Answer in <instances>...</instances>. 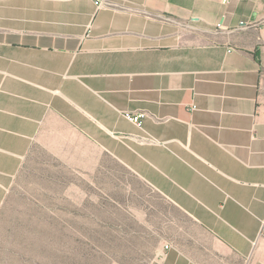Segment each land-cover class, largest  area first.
Segmentation results:
<instances>
[{
  "label": "crops",
  "instance_id": "crops-1",
  "mask_svg": "<svg viewBox=\"0 0 264 264\" xmlns=\"http://www.w3.org/2000/svg\"><path fill=\"white\" fill-rule=\"evenodd\" d=\"M78 140L179 211L152 264H264V0H0V207Z\"/></svg>",
  "mask_w": 264,
  "mask_h": 264
},
{
  "label": "rangeland",
  "instance_id": "rangeland-1",
  "mask_svg": "<svg viewBox=\"0 0 264 264\" xmlns=\"http://www.w3.org/2000/svg\"><path fill=\"white\" fill-rule=\"evenodd\" d=\"M178 210L82 140L39 149L0 207V264H152Z\"/></svg>",
  "mask_w": 264,
  "mask_h": 264
},
{
  "label": "built area",
  "instance_id": "built-area-1",
  "mask_svg": "<svg viewBox=\"0 0 264 264\" xmlns=\"http://www.w3.org/2000/svg\"><path fill=\"white\" fill-rule=\"evenodd\" d=\"M95 1H96L97 5H98L99 7H103V6H105V5H108V0H95ZM196 108H197V107H196L195 105H193L192 108H191V110H195ZM123 114H124V116H125L128 120L134 122V123L137 124L138 126H142V124H143V119H144L145 116H146V114L143 113V112L135 113V112L126 111V112H124ZM165 248H166V249L169 248V245L166 244V245H165Z\"/></svg>",
  "mask_w": 264,
  "mask_h": 264
}]
</instances>
